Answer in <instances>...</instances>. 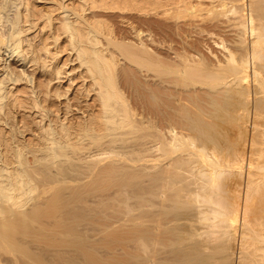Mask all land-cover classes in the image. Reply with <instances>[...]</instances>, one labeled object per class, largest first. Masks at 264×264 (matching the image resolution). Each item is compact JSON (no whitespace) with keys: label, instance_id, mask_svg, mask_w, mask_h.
<instances>
[{"label":"bare ground","instance_id":"bare-ground-1","mask_svg":"<svg viewBox=\"0 0 264 264\" xmlns=\"http://www.w3.org/2000/svg\"><path fill=\"white\" fill-rule=\"evenodd\" d=\"M19 1L12 21L7 3L0 1V22L10 23L8 33H0V57L7 61L19 56L33 71L12 68V73L0 77V232L11 221L30 220L38 209L29 205L50 195L57 185L82 181L94 171L116 168L128 159L139 163V173L154 184L151 192L156 199L151 206L167 217L168 227L190 230L169 246L171 252H182L184 261L192 243L188 239L200 240L198 250L214 249V243L222 240L220 250H228L222 254L228 264H264V0L218 1V15L229 11L236 17L233 25L240 44H235L240 46L232 49L223 43L227 53L224 59L217 57L215 64L193 51H175L180 60L164 65L162 74L172 75L164 78L155 74L163 64L151 53L156 65L150 76L161 79L152 84L153 109L146 121L120 85L121 57L110 45H126L138 55L152 52L151 43L157 41L154 34L146 37L137 29L136 42L124 45L113 23L90 12L174 15L178 20L194 15L193 5L187 0H79L72 6L61 4L63 14L57 16L55 6L45 11L36 0ZM129 24L138 28L132 21ZM48 30L52 35L45 42ZM63 35L93 81L88 93L96 91L99 102L97 112L73 121L64 115L61 120L51 118L60 108L57 99L67 91L50 88L54 79L61 83L66 75L64 66H58L65 50L60 47ZM41 72L50 75L47 82L38 77ZM72 74L69 71L70 79ZM29 107L40 114L41 119L34 122L36 130L30 128L33 123L26 124L30 115L25 112V124L20 125V117L16 121L18 109ZM46 117L49 123H43ZM129 139L135 143L127 147ZM63 157L67 161L58 165L55 159ZM74 160L83 162L78 173L73 166L66 167ZM49 171V179H43Z\"/></svg>","mask_w":264,"mask_h":264},{"label":"rangeland","instance_id":"rangeland-1","mask_svg":"<svg viewBox=\"0 0 264 264\" xmlns=\"http://www.w3.org/2000/svg\"><path fill=\"white\" fill-rule=\"evenodd\" d=\"M0 1L7 3L9 8L8 19L12 21L16 16L18 7L21 6V4L18 5L20 1ZM187 1L194 6L196 12L194 15H187L178 20L175 17L172 18L174 15H171V17L170 15L166 17L155 14L145 16L137 13L112 10L90 12V14L95 13L98 16L106 17L113 23L118 33L121 34L124 45L125 43L128 45L136 42L137 29L141 30L144 36L149 32L153 33V37L157 40L155 41L156 43H151V47L155 46V50L151 49L152 52L149 51L150 53L141 52L139 55L134 52V48L126 47V45H110L121 57V64L118 70L120 85L132 99V104L135 107L138 106L137 109L142 113L140 117H145L143 118L144 121L148 120L147 116H149V112L153 109V98L151 97L152 84L161 79L159 76L151 77L150 73L154 74L156 72L155 74L157 75L162 74L161 69H163L164 65L176 64L180 58L176 60L175 51L181 52V54H184L186 51H193L201 54V58L206 63L215 64L217 57L224 59L225 53H227L225 52L227 49L223 47V43L232 49L240 46L236 45L240 44L238 42V38L240 37L239 32L237 33L238 28L233 25L236 17L233 14L230 16L231 12L229 11L221 14L222 16L218 15L221 13L219 12L221 7L218 5V1L220 2V0ZM35 2L45 11L50 8L54 9V6L57 7L58 10H56L55 15L61 16L63 14V8L62 10H60L61 8L59 9L61 4L72 6L78 4L80 1L36 0ZM238 3L241 5V1ZM197 4L199 6L201 4V6L198 7ZM195 5L198 7L199 15L197 14L198 10L195 8ZM202 6L205 8H202ZM210 7L218 9L217 12L216 10L213 12L214 10ZM207 9L209 10L207 11ZM225 14L230 16V18ZM131 21L135 27H138L136 29L133 28L135 31L129 24ZM9 24L7 20L0 22V26H2L0 33L4 34V36L10 29ZM200 28H204L205 31L199 32ZM39 31L40 29L38 33ZM50 35H52V32L48 30L45 37L42 36L45 42L47 41L46 37ZM65 39L66 37L63 35L60 40V47L65 50L60 54L58 66H64L66 75L63 77L61 83H58L57 79H54L52 81V85L54 86L50 88H52V92L59 89L64 93L67 90L65 93L68 98L64 95L57 99V105L60 108H56L58 113L55 110V115H51V118L61 120L64 115L63 118L66 119V116H70V121H73L95 112L99 102L96 91L91 90L88 93L87 90L93 86V81L91 77L89 78L86 69L76 59L77 54L71 48H68L69 46ZM35 40L39 44L41 37ZM64 43H66L65 48L62 46ZM169 47L172 48L169 49ZM50 48L53 50L55 48L54 44ZM156 49L159 52L153 53ZM167 51H169V55ZM42 53L45 54L46 51ZM151 53L163 64L155 72L152 68L156 65L153 62L156 61V57H153ZM5 64H7L9 69L6 70ZM26 65V62L20 60L19 56H11L7 61H3L0 57V77L3 76V73H12V68L18 71L24 67L29 72H32L33 67L30 68L29 65ZM69 71L73 72L72 79L69 78ZM38 77L44 81L50 79V75L44 72H41ZM161 77L172 78V75L164 76L162 74ZM252 81L251 84L253 83ZM69 87L70 90H68ZM27 94L30 95L29 93ZM231 95L234 99L235 95ZM229 97L232 99L230 95ZM67 103L72 105L70 110H68L69 113L65 114ZM20 109L15 114L16 121L20 117V125L25 124L23 120L25 112L27 117L30 115V119L26 118L28 122L25 120L26 124L29 123L30 127L33 123L30 128L34 127L33 129L36 130L37 126L35 128L34 125L36 123L34 122L41 119L40 114L35 113L37 109L33 110L30 107V110ZM22 120L23 122H21ZM49 121L50 119L46 117L43 123H49ZM27 133L29 136L31 135L29 130ZM133 143H135V140L129 139L126 145L129 147ZM28 157L31 161L34 160L33 154H29ZM110 159L112 158L104 162L105 166L110 163ZM55 160H57L56 163H59L58 165H64L67 161L64 157L56 158ZM46 162L50 161L46 160ZM82 163L81 160H74V164H68L66 167L70 169L73 166V171L78 173L82 169ZM137 164L139 163L124 159L116 165V168L115 166L113 168L108 166L103 172L97 173L94 171L91 175L89 174L90 176L88 175L89 177L83 175L86 179L83 178L81 179L82 181H71L64 185H57L50 195L48 194V196L46 195L38 201L33 202L29 206L38 209V212L33 214L30 220L27 222L11 221L5 225L4 231L0 232V264H228L227 261L229 259L222 258L224 257L222 254L225 255L228 251L224 250L223 253L220 250V246L223 244L222 240L214 243V249L198 250V242L200 240H197V238L188 239L192 243L195 242L194 244L191 243L184 261L182 259L184 254L182 252L178 254L174 250L173 252L170 251L169 246L176 245L174 242H176L177 237H185L184 235L186 233L189 234L190 230L185 229V226L184 229L169 228L166 223L167 217L164 214L158 213L160 211L159 208L151 206L152 201L156 199V197L152 196L151 192L154 184H152L148 177L143 178L139 173ZM97 171L99 170L97 169ZM51 173L52 171L47 172L43 179H49ZM72 200L73 202H70ZM182 234L184 235L182 236ZM221 242L222 244H220ZM169 253L170 255H168Z\"/></svg>","mask_w":264,"mask_h":264}]
</instances>
